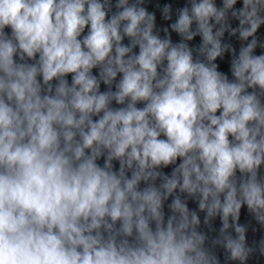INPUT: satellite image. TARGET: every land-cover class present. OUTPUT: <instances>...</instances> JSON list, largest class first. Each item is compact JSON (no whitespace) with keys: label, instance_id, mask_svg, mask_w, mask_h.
Listing matches in <instances>:
<instances>
[{"label":"clouds","instance_id":"clouds-1","mask_svg":"<svg viewBox=\"0 0 264 264\" xmlns=\"http://www.w3.org/2000/svg\"><path fill=\"white\" fill-rule=\"evenodd\" d=\"M0 264H264V0H0Z\"/></svg>","mask_w":264,"mask_h":264},{"label":"water","instance_id":"water-1","mask_svg":"<svg viewBox=\"0 0 264 264\" xmlns=\"http://www.w3.org/2000/svg\"><path fill=\"white\" fill-rule=\"evenodd\" d=\"M160 3H171L173 8H177L183 5V3L185 2V0H159ZM158 22H159V13H158ZM173 39H176L175 35L173 36ZM245 220L247 219L246 217L244 218ZM253 237L250 234L249 235V239L251 240Z\"/></svg>","mask_w":264,"mask_h":264}]
</instances>
